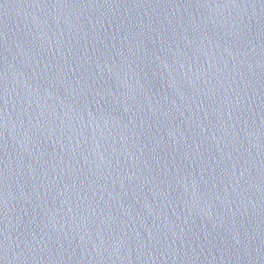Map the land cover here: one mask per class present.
Masks as SVG:
<instances>
[{"label":"water","instance_id":"obj_1","mask_svg":"<svg viewBox=\"0 0 264 264\" xmlns=\"http://www.w3.org/2000/svg\"><path fill=\"white\" fill-rule=\"evenodd\" d=\"M0 264H264V0H0Z\"/></svg>","mask_w":264,"mask_h":264}]
</instances>
